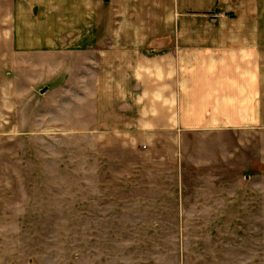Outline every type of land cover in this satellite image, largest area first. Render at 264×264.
I'll return each mask as SVG.
<instances>
[{
  "label": "rangeland",
  "instance_id": "rangeland-1",
  "mask_svg": "<svg viewBox=\"0 0 264 264\" xmlns=\"http://www.w3.org/2000/svg\"><path fill=\"white\" fill-rule=\"evenodd\" d=\"M72 1L32 5L49 4L29 16L30 36L45 45L30 47L11 121L0 115V264H264L260 135L244 126L213 132L180 124L178 109L168 112L167 127L143 125L148 105L142 94L116 92L118 74L110 69L102 84L94 59L92 71L52 54L56 18L84 17V10L66 12L80 3ZM230 6L90 0L86 21L94 39H157L179 22L215 21ZM60 30L69 38L70 29ZM100 48L107 46L94 45V53ZM59 63L65 70L55 73Z\"/></svg>",
  "mask_w": 264,
  "mask_h": 264
},
{
  "label": "crops",
  "instance_id": "crops-1",
  "mask_svg": "<svg viewBox=\"0 0 264 264\" xmlns=\"http://www.w3.org/2000/svg\"><path fill=\"white\" fill-rule=\"evenodd\" d=\"M14 1L0 0V115L10 116V121L16 102L23 101L22 91L15 88L22 85L29 70L30 47L36 50L45 45L38 36H30L29 16L39 11L42 14L49 6L40 5L38 11L32 5L39 0H16L15 5ZM223 1L218 0L220 6ZM230 2V9L216 13L215 21L179 22L163 38L94 39V25L91 20L86 21L92 12V7L87 9L90 0H80L63 10H75L77 14L84 10V17L68 24L61 23L66 22L64 17H57L59 24L53 27L56 34L47 45L55 47L52 54L58 56L56 59L65 62L69 55L71 60L83 61L84 67L92 71L89 62L94 59L101 68L102 84L110 69L118 74L117 93L143 95L141 99L148 105L143 109L150 111L142 124L148 128L169 126L173 116L168 112L178 109L180 124L214 128L213 132L221 128L236 132L238 126H244L245 130L258 133L264 142V0ZM66 28L71 31L69 38L62 36L60 30ZM94 45L107 48H100L99 55L94 53ZM115 45L132 46L139 52L114 48ZM142 45H147L150 52L141 53ZM109 49H113L112 53ZM14 70L20 76H13ZM54 70L61 73L65 64H57ZM92 73L87 77L93 79ZM174 94L178 95L176 101ZM157 110H162L160 116L155 113Z\"/></svg>",
  "mask_w": 264,
  "mask_h": 264
}]
</instances>
